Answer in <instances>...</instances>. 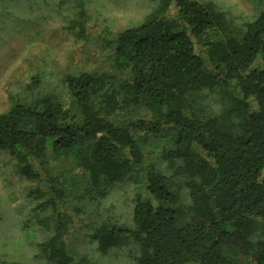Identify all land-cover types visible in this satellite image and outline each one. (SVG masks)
<instances>
[{
	"label": "trees",
	"instance_id": "16d2710c",
	"mask_svg": "<svg viewBox=\"0 0 264 264\" xmlns=\"http://www.w3.org/2000/svg\"><path fill=\"white\" fill-rule=\"evenodd\" d=\"M74 1L66 29L87 41ZM151 4L97 34L110 70L50 90L32 75L0 113L2 164L28 184L32 258L103 264L132 245L127 264H264V0L239 18L211 0ZM117 185L128 213L106 202Z\"/></svg>",
	"mask_w": 264,
	"mask_h": 264
},
{
	"label": "rangeland",
	"instance_id": "374dc122",
	"mask_svg": "<svg viewBox=\"0 0 264 264\" xmlns=\"http://www.w3.org/2000/svg\"><path fill=\"white\" fill-rule=\"evenodd\" d=\"M82 1L89 17L88 27L93 26L87 41L76 40L66 29L77 12L74 0H0V113L7 109L9 96L29 94L25 93V85L32 75L41 76L42 85L50 90L70 71L110 70V50L99 44L97 34L104 36L136 23L151 10L153 2ZM211 1L234 18L250 14L254 4V0ZM61 166L59 162L57 169ZM26 186L0 158V264H52L32 258L35 250L24 235L22 223L30 206L20 191ZM129 193V187L117 185L110 189L106 202H113L117 212L128 213ZM86 247L80 244L75 249L85 254ZM131 247L103 256L101 263L127 264Z\"/></svg>",
	"mask_w": 264,
	"mask_h": 264
}]
</instances>
